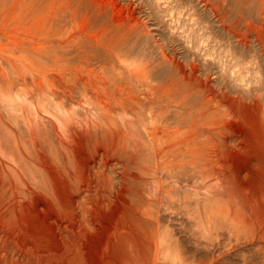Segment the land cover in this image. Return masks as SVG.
<instances>
[{
	"label": "rangeland",
	"instance_id": "obj_1",
	"mask_svg": "<svg viewBox=\"0 0 264 264\" xmlns=\"http://www.w3.org/2000/svg\"><path fill=\"white\" fill-rule=\"evenodd\" d=\"M113 208L93 264H264V0H0V264Z\"/></svg>",
	"mask_w": 264,
	"mask_h": 264
},
{
	"label": "bare ground",
	"instance_id": "obj_2",
	"mask_svg": "<svg viewBox=\"0 0 264 264\" xmlns=\"http://www.w3.org/2000/svg\"><path fill=\"white\" fill-rule=\"evenodd\" d=\"M99 99V98H98ZM101 99V98H100ZM104 102V101H103ZM102 102V103H103ZM75 144L78 145L79 141L76 140V138L71 140V144ZM77 147V146H76ZM76 152L79 154L78 150H76ZM56 185L58 187V189L60 190V192L64 193V185L62 183H60L58 180H56ZM116 209H111V211L106 214L103 217V226L102 228L98 229V234L96 236H94L92 239L93 241V245L94 247L89 245V241H87V244H85V249H86V258L89 261L88 263L93 264V256H92V251H95L98 249V245H97V241L100 242L102 240V236L106 233V231L110 230L109 228L112 226L113 222H114V214H116ZM24 217H25V224L28 226V228L32 229V230H38L41 231L39 228H45L42 224H41V220H40V216L34 214V212L32 213L31 211H26L24 212ZM105 222V223H104ZM108 223H109V228H108ZM102 234V235H101Z\"/></svg>",
	"mask_w": 264,
	"mask_h": 264
}]
</instances>
